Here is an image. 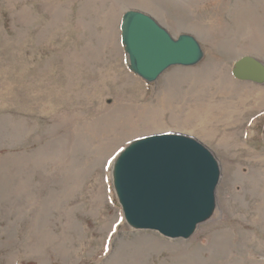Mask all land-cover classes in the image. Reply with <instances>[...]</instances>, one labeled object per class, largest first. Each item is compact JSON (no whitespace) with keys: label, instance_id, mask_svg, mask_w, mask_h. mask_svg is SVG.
I'll return each instance as SVG.
<instances>
[{"label":"rangeland","instance_id":"rangeland-1","mask_svg":"<svg viewBox=\"0 0 264 264\" xmlns=\"http://www.w3.org/2000/svg\"><path fill=\"white\" fill-rule=\"evenodd\" d=\"M128 10L153 16L174 37L195 36L205 58L194 67H172L147 84L128 68L121 43ZM245 55L264 62V0H0V264H107L118 254L121 264H264V85L234 78V63ZM205 74L230 90L228 97L215 94L214 102L237 107L232 120H217L222 114L215 113L209 122H188L187 111L179 116L168 110L159 123L133 118V125L122 126L110 114L155 103L174 83L200 93L194 78ZM105 118L117 125L107 132L113 137L105 148L112 152L109 165L89 172L70 199L75 229L58 212L44 227L34 211L21 212L13 193L22 178L19 160L48 148L56 135L75 134L76 123ZM182 120L201 130L182 127ZM169 132L198 139L221 167L217 212L188 240L131 228L113 183L114 161L129 142ZM224 137L235 143L222 145ZM28 170L32 185L52 180V172L54 192L62 177L73 174L64 166H47L44 174L37 166ZM95 192L103 203L93 210Z\"/></svg>","mask_w":264,"mask_h":264},{"label":"water","instance_id":"water-1","mask_svg":"<svg viewBox=\"0 0 264 264\" xmlns=\"http://www.w3.org/2000/svg\"><path fill=\"white\" fill-rule=\"evenodd\" d=\"M121 43L128 68L152 84L176 66L194 67L205 58L191 34L174 37L153 16L128 10ZM236 80L264 85V62L245 55L232 69ZM220 162L193 136L158 133L132 140L113 165V183L125 220L134 230L170 239H190L217 212Z\"/></svg>","mask_w":264,"mask_h":264},{"label":"bare ground","instance_id":"bare-ground-1","mask_svg":"<svg viewBox=\"0 0 264 264\" xmlns=\"http://www.w3.org/2000/svg\"><path fill=\"white\" fill-rule=\"evenodd\" d=\"M194 79L196 80L193 83L200 84L202 87L200 93H195L188 89H181L179 84L174 83L170 87H167L160 97L158 96L159 98H157V102L155 103L151 102L152 104H145L142 107L134 109L118 107L110 114L116 117L119 120V124L121 123L122 126L133 125V118H135L139 124L158 122L160 118H162L161 116L168 110L177 111L179 116H182V112L185 114L187 111L188 114H190L186 120L188 122L197 123L198 121L202 123L204 120L209 122L211 121L212 115L215 113L222 114V116L218 115L217 120H222L224 117L225 119L230 117L232 120L238 110L237 107L233 106L234 108H232L215 105L216 100L214 98L215 94L216 97H218L219 94L228 97L230 90H224L221 86L217 85L213 74H205V76L201 75V77ZM259 96L262 100L261 104L263 105L264 92H261ZM182 123V127L201 130L200 128H197L196 125L190 124V127L185 120H182ZM64 124L68 126L69 122L65 120ZM116 126L117 125H114L109 118H105L96 124H81L78 126V123H76L73 128L75 134L69 132L65 137L56 135L47 144L48 148L43 147L40 153H29L24 155L22 159L19 160L20 163H22H18V165L15 166L17 167V172L21 174L22 178L17 180V182L21 181V183L18 185L16 184V188L13 191V193H15L21 200V212L27 210L34 211V216L37 222L40 226L44 227L47 217L51 215L54 210H57L59 214L67 219V225L71 224L70 231L72 232L75 229V225L74 222L70 221L71 211L68 209V203L70 199L76 197L80 193L81 188L85 186L86 181L89 178V172L96 170L99 166L109 165L107 159L112 152L107 155L109 151L107 152L105 148L107 145H110L109 141L113 139V137L108 135L107 132H114L117 128ZM19 127L20 126L15 125V128L13 129H16L15 131L21 135L23 131H19L17 129ZM54 130L55 129L51 131L54 132ZM205 135L207 136V133H205ZM232 139L236 140V138L224 137L221 139V143L222 145L235 143ZM9 160L13 163L18 161V159L11 158ZM32 166H37L43 174L45 173L47 166H50L51 168L53 166H64L72 170L73 174L62 177L61 190L54 192L51 187L55 184L53 181L56 180V177L52 172V180L39 182L36 185L31 184L28 167ZM3 174L6 175L8 182L12 181V178L8 177L9 174L7 172ZM43 174L41 176H44ZM42 186L49 188V191L46 192V194H43L44 188H42ZM91 200L94 201V204L92 205L93 210L96 203H103V197L98 192L91 195ZM121 261L122 255L118 254V256L113 257V259L107 264H121Z\"/></svg>","mask_w":264,"mask_h":264},{"label":"crops","instance_id":"crops-1","mask_svg":"<svg viewBox=\"0 0 264 264\" xmlns=\"http://www.w3.org/2000/svg\"><path fill=\"white\" fill-rule=\"evenodd\" d=\"M13 178H15V176H13ZM42 188H44V187H42ZM44 191L45 192H47L46 190H45V188H44ZM54 212H57V210H54L53 212H52V214L51 215H53L54 214ZM51 215H49L48 217H47V219L51 216Z\"/></svg>","mask_w":264,"mask_h":264}]
</instances>
